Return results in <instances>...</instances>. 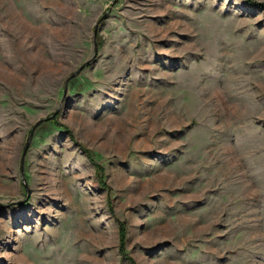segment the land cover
I'll use <instances>...</instances> for the list:
<instances>
[{
	"label": "rangeland",
	"instance_id": "rangeland-1",
	"mask_svg": "<svg viewBox=\"0 0 264 264\" xmlns=\"http://www.w3.org/2000/svg\"><path fill=\"white\" fill-rule=\"evenodd\" d=\"M0 264H264V0H0Z\"/></svg>",
	"mask_w": 264,
	"mask_h": 264
},
{
	"label": "water",
	"instance_id": "water-1",
	"mask_svg": "<svg viewBox=\"0 0 264 264\" xmlns=\"http://www.w3.org/2000/svg\"><path fill=\"white\" fill-rule=\"evenodd\" d=\"M73 77H75L74 75L71 77V78H73ZM31 138V137H30ZM30 138H29V140H30ZM27 144H29V143H27ZM28 146V145H27ZM27 149V148H26ZM26 149H25V151H26Z\"/></svg>",
	"mask_w": 264,
	"mask_h": 264
}]
</instances>
